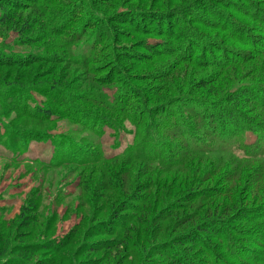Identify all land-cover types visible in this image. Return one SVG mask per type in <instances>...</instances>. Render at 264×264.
Segmentation results:
<instances>
[{
  "label": "rangeland",
  "instance_id": "obj_1",
  "mask_svg": "<svg viewBox=\"0 0 264 264\" xmlns=\"http://www.w3.org/2000/svg\"><path fill=\"white\" fill-rule=\"evenodd\" d=\"M72 1L36 0L33 10L27 8L34 0H21L24 9L12 8L8 0L0 3V14L7 11L12 19L0 24V264H171L176 255L194 264H242L236 250L264 259V250L259 251L264 249V184L262 195L259 189L255 195L258 187L253 194L244 191L248 175L258 172L260 161L246 158L239 149L227 157L204 151L207 154L180 157V162L185 159L183 166L169 167L146 156L134 160L129 153L146 148L137 143L148 129V120L138 126L130 121L132 110L116 119L105 108L120 92L124 96V78L134 90H149L146 115L152 113V122L169 128L173 119H167V108L172 103L182 107L191 98L182 90L186 84L202 77L215 79L217 66L225 62L219 51L224 47L228 60L238 65H227L220 81H214L210 90H195L192 99L218 100L231 86L256 81L250 71L264 65V0H100L107 3H96V7L104 18L110 16L111 29L122 30L114 42L126 56L115 63L126 65L125 77L119 72L113 77L114 66L103 59L81 63L95 46L93 30H82L79 41L71 45L76 58L64 59L65 50L57 44L74 30L60 35L51 27L65 24L59 15ZM56 15L61 20L50 21ZM84 19L78 16L75 26ZM185 22L194 35L181 40L180 50L195 57L176 65L172 52L179 41L155 30L163 24L168 29L177 25L175 34L180 36ZM221 27L232 34L222 33ZM146 40L157 48L154 53H147ZM102 44L109 48L111 40ZM159 53L145 61L146 55ZM4 56L7 63L2 61ZM196 59L205 62L196 63ZM153 90L159 95L154 96ZM68 103L84 112V118L93 119L97 112L109 117H101V122L97 118L82 121L75 111L77 117H69V107H64ZM39 108L49 115H38ZM242 111L248 114V109ZM161 130L152 128L157 135ZM245 134L246 142L255 144L257 134ZM168 136L165 133L164 139L169 140ZM167 155L164 162L176 161ZM189 164L195 171L183 183L182 172ZM224 172L235 177L232 186L218 177ZM263 182L264 178L259 185ZM213 186L222 188L216 194L222 197H213L212 209L206 212L207 200L195 199L194 194H204ZM190 187L198 192L193 197L187 193ZM23 207L32 208L25 209L26 217L21 216ZM143 207L151 211L152 227L142 219ZM206 221L221 225L219 232L239 242L229 244L228 256L217 247L226 241L208 232L197 233ZM200 222L199 229H190ZM181 232L202 236L198 243L207 242L212 255L203 247H190ZM252 238L255 243L249 241ZM197 250L199 257L194 254Z\"/></svg>",
  "mask_w": 264,
  "mask_h": 264
},
{
  "label": "trees",
  "instance_id": "obj_2",
  "mask_svg": "<svg viewBox=\"0 0 264 264\" xmlns=\"http://www.w3.org/2000/svg\"><path fill=\"white\" fill-rule=\"evenodd\" d=\"M2 1L6 0H0V3ZM11 1L8 5H11L12 8L16 5L19 6L20 9L25 8V4H21V0H8ZM46 2H51L52 0H43ZM79 3V5H78ZM96 3H107V2H100V0H74L72 3H70V8H65L63 14L59 15L62 16L63 19H65V24L62 23L61 26H52V32L58 33L60 35H66V32L69 30H74L76 33H72L69 37L66 39H62L59 41V44L57 46H60L59 48L64 49L65 53L64 59H74L76 56L74 55V50L71 48V45L74 44L76 41H79L78 36L80 35L81 31L83 30V33H86L87 31H92L91 33V41L95 42V46L91 47L89 52L86 53V55H83V59L81 63L86 64L85 60H89V63L92 61H96L97 59H103L105 63L111 62L112 66H114L113 70V77H115L116 73H120L123 77H125V73L122 74V69H125L126 65L121 66L120 64H117L115 62H118L121 57L124 58L126 54L125 52H120L118 49H116V45L114 40L118 39L117 32L122 31L121 29L116 31H113L111 29L112 26V21L108 19L110 16H107L104 18V14L100 13L98 8L96 7ZM29 7L27 9H36L35 5L36 0H34V4L32 5L29 3ZM50 9V8H47ZM181 10H184V8H181ZM53 13L52 11H50ZM159 13H169V11H158ZM191 15V14H189ZM9 15L6 12H3V14H0V24L6 22V21H11L8 17ZM57 16V15H56ZM52 16L50 21H56V20H61L58 16ZM79 16V18L84 19L82 24L79 26H75L78 21H76V18ZM106 16V15H105ZM9 18V19H8ZM89 18V19H88ZM193 19L192 15L190 16V19ZM88 19V20H87ZM106 19V20H105ZM181 21V20H178ZM92 23V24H91ZM189 23V22H188ZM188 23L185 22L184 27L181 29V32L179 33L180 36H176V31L177 27L179 26H173V29L171 27L168 29L167 24H163L161 27L157 28L155 31H160L161 36L167 34L173 39H177L179 41V45L175 47L174 49V55L176 57V62H174L176 65H178V62L181 64H184L187 62V59L191 57H195L192 55H184L185 53L181 52L180 49L182 47L180 46V42L183 38L188 39L190 36L194 35L193 31L190 28H187ZM218 27H220V22H215ZM48 25V24H47ZM137 26L138 24H134ZM205 26L206 24L201 23V26ZM140 27V25H139ZM109 28V30H108ZM141 28V27H140ZM137 28V29H140ZM209 28V27H208ZM222 33H231L232 32L227 29L226 27H221ZM142 29V28H141ZM79 30V31H78ZM146 31V29H144ZM89 39V37H88ZM109 39L111 40V44L109 48H107L106 44H102L103 41H106ZM241 40H238L239 43L242 42V38H239ZM246 43V42H245ZM175 45V44H174ZM55 46V47H57ZM143 46L147 49V53H154L155 49H157L154 46H151L149 43H147V40L144 41ZM205 46L203 47V49ZM224 49V51H223ZM221 49L220 48V53H222V58L225 60L222 64H218L215 59L212 61L216 62L217 68H220V71L218 70L215 79L213 77H202L199 78L198 80H193V83L191 85H187L182 89L184 92L188 93L187 95L188 100L183 101L182 107L179 106V104H171V108H167V119H173L172 124L169 126L164 125L163 123L159 122H152L153 116L152 113L146 115V112L148 113V110L146 109V104L147 101H149V90L144 89H133L132 86L128 82H125L124 78L122 82L121 89L123 91L124 96H122V92H120L114 99L113 102H109L105 108L109 109L110 112H112V116H114L116 119L120 117L121 113H127L129 110H132L131 116H130V121L134 123L135 125L140 126L142 124H146L148 120V126L147 130L144 131V133L141 135V138L137 145L145 146L146 148L144 150L138 149L136 152H130L128 157H132L134 160L140 159V157H145L146 158H154L156 161H159L169 167L171 166H183L185 164V159L181 160L180 162V157H187L191 156L194 154H207L204 152L212 153V154H221V156H226L227 155H235L236 149L242 150L243 154L246 156L248 159H257L260 161V166L258 167V172H254L252 175H248V181H249V186H245L244 191L248 192L250 194H253L256 189V194L258 195V189L261 195L263 194V184L264 182L259 185L261 180L264 178V65L261 68H257L255 70L250 71V75L256 77V81L250 82V83H238V85H233L231 86L225 93H223L218 100H195L192 99L193 92L195 90H205V89H211L212 83L214 81L218 82L220 81L222 77V69H226L228 67L227 65H230L233 60H228L227 56V51L225 50V47ZM170 51V50H169ZM129 53V52H128ZM136 51H132L131 54H136ZM231 53H236L235 50H232ZM159 54H155L152 56L146 55V60L148 59H153V56H159ZM131 57V56H130ZM4 59L2 61H5L7 63V56L3 57ZM198 58V55L196 56ZM106 59V60H105ZM195 59V58H194ZM128 61V60H126ZM205 62L203 59L199 60V62ZM191 64L196 65V63H199L196 59V63L194 60L190 61ZM238 62L232 63L231 67L237 66L236 64ZM205 66V64H203ZM249 73V72H248ZM191 74L188 73L186 77H190ZM190 83V82H189ZM224 87V84L222 85ZM208 90V91H209ZM154 96H158V90L155 91ZM125 98V100H119L120 98ZM136 98L135 104H130L132 102V99ZM191 99V100H190ZM103 100V99H102ZM104 104V101H101ZM66 104V103H65ZM64 107H69L68 109V116H74V114H81V117L83 116L84 118V112L78 111V109H73V106H70L68 103ZM248 109V114L243 113L242 110ZM75 111V112H74ZM78 111V112H77ZM257 111V112H256ZM38 115H49L48 112L45 109H37L36 110ZM74 112V114H73ZM256 112V114H253ZM84 113V114H83ZM98 116H93L94 118H97L98 121H103V118L105 115H103L101 112H97ZM243 113V114H242ZM100 115V116H99ZM77 117V116H74ZM109 117V116H105ZM77 119V118H75ZM86 119L90 121H94L91 117L84 118L82 121H86ZM165 119V118H164ZM111 120V119H109ZM113 121V120H111ZM114 122V121H113ZM115 125L119 126V124L115 123ZM152 128L154 129H162L159 134L157 135L156 133L152 132ZM246 131H254L257 134V141L255 144H248L245 140L246 137ZM165 133H168L169 136L166 140L164 139ZM175 139H180L175 142ZM157 140V145L152 148V143H154ZM174 140V141H173ZM150 146L151 148H147ZM130 149H133L130 148ZM152 150V152H147L146 150ZM201 150V151H200ZM204 151V152H203ZM92 153H99V150H92ZM167 154L169 156H174L176 158V161L172 163H166L163 161V157H165ZM168 156V155H167ZM178 156V157H177ZM234 157V156H233ZM81 158V157H80ZM236 158V157H234ZM76 160H79L75 157ZM171 165V166H170ZM186 171L182 172L183 175V183L188 182L191 180L189 179V176L187 175L188 173H192L195 171L192 168V165H188L186 168ZM113 172V170H110ZM114 173V172H113ZM224 179V181H231V186L234 183V178H232L231 174L228 172L222 173L221 176ZM250 177L253 178L251 182ZM230 186V187H231ZM226 187H229L226 185ZM234 187V186H233ZM211 189V190H210ZM209 190L204 191V189L200 191H204L199 193V194H194L193 188L190 187L189 193L191 196L194 194L196 197L195 199H198L200 201H205L207 200L206 205L207 209L206 212H208L209 209H212V201L211 199L213 197H222V196H217L216 194L218 191H221L222 188H210ZM232 189V188H231ZM226 190V189H224ZM208 192V193H206ZM198 193V192H197ZM184 196V195H183ZM193 197V196H192ZM165 201V198L162 199V202ZM185 201H189L188 198H186ZM211 201V202H210ZM174 202H170L169 204H173ZM131 205H134L131 203ZM175 205V204H173ZM192 207V204H190ZM170 209L173 208L172 205H168ZM198 204L195 206L197 207ZM26 208L32 209L31 207H23L21 216L26 217L28 214L26 213ZM205 212V213H206ZM142 213V219H145L146 225L151 226L150 224L153 219H151L150 216V209H146L143 207L141 210ZM261 212H259L257 215H260ZM243 216V215H242ZM246 216V214H244ZM252 220V216L250 217ZM139 220V218L137 217ZM213 219H216L213 217ZM140 221V220H139ZM199 224H202L201 222L198 224H193L191 228H196L199 229L198 226ZM221 225H217L212 223V221L205 222L203 224V227L197 230V233H202V232H208L211 233L212 237L219 239V240H224L227 242L226 245H220L217 246L222 247L220 248L221 250L224 251V253L228 256L230 253L229 252V244H239V242L236 241L234 236H231L227 233H222L219 232ZM130 234H133V231H130ZM182 236V240L190 241L191 246H198V247H203L205 250H208L206 252L207 255H212V251L209 250V245L207 242L203 243H198L199 241H203L204 238L202 236H191L187 232H181L179 233ZM254 237H256L254 235ZM196 240V241H195ZM252 243H255L253 238L249 240ZM128 244V240L126 241ZM199 244V245H198ZM264 249L261 248L259 251H263ZM238 251V256H240L244 261L242 264H248L249 260L251 259L254 260L256 263H263L264 264V259H261V256H243L242 252ZM256 251V250H255ZM196 257L201 255L200 250H197L195 253ZM179 257V258H178ZM176 259L177 262H176ZM176 259L171 262V264H194L192 263V260L186 259V257H181L179 255H176ZM238 259V258H236ZM202 263V262H200Z\"/></svg>",
  "mask_w": 264,
  "mask_h": 264
}]
</instances>
